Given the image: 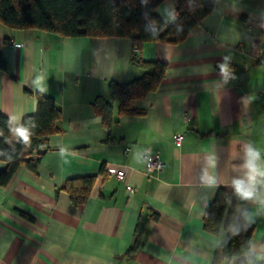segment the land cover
I'll return each instance as SVG.
<instances>
[{
    "label": "crops",
    "instance_id": "obj_1",
    "mask_svg": "<svg viewBox=\"0 0 264 264\" xmlns=\"http://www.w3.org/2000/svg\"><path fill=\"white\" fill-rule=\"evenodd\" d=\"M174 7L166 0L157 9L166 25L175 21ZM0 53L7 61L0 68V111L16 127L36 113L37 94L52 97L62 111L61 132L48 137L36 169L21 165L0 185V264H211L231 207L218 235L205 230L203 218L221 187L236 202L230 230L241 221L254 224L251 252L261 261L264 0H216L185 41L146 43L137 57L167 62V75L136 103L140 114L119 116L116 107L110 128L92 103L109 97L110 81L144 73L133 64L129 38L64 37L0 24ZM251 152L262 155L256 166ZM156 153L165 166L148 176ZM125 164L134 194L107 175V168ZM6 166L0 160V171ZM90 175L96 182L88 201L73 205L63 186ZM141 219L143 243L128 258Z\"/></svg>",
    "mask_w": 264,
    "mask_h": 264
},
{
    "label": "trees",
    "instance_id": "obj_2",
    "mask_svg": "<svg viewBox=\"0 0 264 264\" xmlns=\"http://www.w3.org/2000/svg\"><path fill=\"white\" fill-rule=\"evenodd\" d=\"M166 0H0V24L14 29H36L64 37H124L141 53L148 42L179 44L209 15L216 0H175V21L166 25L157 13ZM133 64L144 73L128 82H109V97L99 96L92 103L94 112L110 128L117 107L119 116L141 113L136 103L155 92L167 75L165 61H144L135 57ZM0 68H7V61L0 53ZM37 111L23 118L21 127L0 111V160L7 163L0 171V185H6L21 165L36 169V162L46 152L41 150L48 137L61 132L59 122L62 111L50 96L37 94ZM23 133V134H22ZM37 153V159L31 156ZM96 176L73 177L62 190L73 205L85 204L95 185ZM236 202H231L226 188H219L215 198L208 203L203 222L207 232L218 235L227 211L226 237L217 246L211 264H264L251 252L255 225L241 221L236 230H230L231 213ZM157 220L158 214L152 213ZM145 228L141 219L135 231V241L125 254L133 258L144 239ZM264 244V240H263Z\"/></svg>",
    "mask_w": 264,
    "mask_h": 264
},
{
    "label": "built area",
    "instance_id": "obj_3",
    "mask_svg": "<svg viewBox=\"0 0 264 264\" xmlns=\"http://www.w3.org/2000/svg\"><path fill=\"white\" fill-rule=\"evenodd\" d=\"M251 28V26H250ZM139 53L137 48H134L135 57ZM184 141V135L181 132H178L174 135V142L178 147H181ZM126 154L130 152V149H126ZM261 154L251 152L249 155V161L253 166H256L261 159ZM165 163L161 159L158 153L149 156L148 158V165L145 169V174L148 176L157 177L160 171L164 168ZM107 175L108 177L115 178L116 180L123 182L126 185V190L130 194L135 193V188L128 182V175L130 171V167L128 165H123L122 167H109L107 168Z\"/></svg>",
    "mask_w": 264,
    "mask_h": 264
},
{
    "label": "clouds",
    "instance_id": "obj_4",
    "mask_svg": "<svg viewBox=\"0 0 264 264\" xmlns=\"http://www.w3.org/2000/svg\"><path fill=\"white\" fill-rule=\"evenodd\" d=\"M225 71H227V69H225Z\"/></svg>",
    "mask_w": 264,
    "mask_h": 264
},
{
    "label": "snow or ice",
    "instance_id": "obj_5",
    "mask_svg": "<svg viewBox=\"0 0 264 264\" xmlns=\"http://www.w3.org/2000/svg\"><path fill=\"white\" fill-rule=\"evenodd\" d=\"M23 134V133H22Z\"/></svg>",
    "mask_w": 264,
    "mask_h": 264
}]
</instances>
